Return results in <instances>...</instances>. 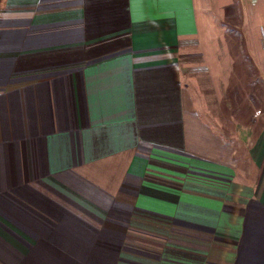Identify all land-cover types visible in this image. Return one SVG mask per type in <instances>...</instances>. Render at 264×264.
Returning <instances> with one entry per match:
<instances>
[{
  "label": "crops",
  "instance_id": "0c3cea01",
  "mask_svg": "<svg viewBox=\"0 0 264 264\" xmlns=\"http://www.w3.org/2000/svg\"><path fill=\"white\" fill-rule=\"evenodd\" d=\"M236 1L216 93L197 0H0V264H264V11Z\"/></svg>",
  "mask_w": 264,
  "mask_h": 264
},
{
  "label": "rangeland",
  "instance_id": "374dc122",
  "mask_svg": "<svg viewBox=\"0 0 264 264\" xmlns=\"http://www.w3.org/2000/svg\"><path fill=\"white\" fill-rule=\"evenodd\" d=\"M255 4L258 11H264V4ZM262 4V6H261ZM229 0H197V16L199 18L200 28V47L196 49V54L203 55L196 64H206L209 62L211 66L215 65L212 72L216 71V77L213 79V90L219 93L227 91V23L239 25V10L241 9L240 2L236 1L230 7ZM236 11L235 19L227 20V11ZM261 14V13H260ZM226 55V56H224ZM211 62V63H210ZM220 65H219V64ZM224 68L226 69L225 76L223 75ZM225 77V82H218L219 77ZM224 84V86H223ZM223 86L222 88H220Z\"/></svg>",
  "mask_w": 264,
  "mask_h": 264
}]
</instances>
